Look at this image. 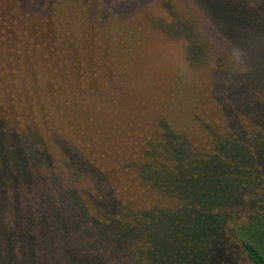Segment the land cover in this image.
Returning <instances> with one entry per match:
<instances>
[{
  "label": "trees",
  "instance_id": "16d2710c",
  "mask_svg": "<svg viewBox=\"0 0 264 264\" xmlns=\"http://www.w3.org/2000/svg\"><path fill=\"white\" fill-rule=\"evenodd\" d=\"M203 1L243 37L264 32V0ZM119 9L0 0V264H264V70L228 71L206 149L157 114L120 153L136 120L103 117L135 41Z\"/></svg>",
  "mask_w": 264,
  "mask_h": 264
},
{
  "label": "rangeland",
  "instance_id": "374dc122",
  "mask_svg": "<svg viewBox=\"0 0 264 264\" xmlns=\"http://www.w3.org/2000/svg\"><path fill=\"white\" fill-rule=\"evenodd\" d=\"M118 2L123 11L119 9L117 18L127 22L125 33L132 31L135 41L127 60L129 72L117 61L115 87L104 103L103 117L108 128L110 121L120 123L124 115L130 122L136 120L135 127L118 133V152L124 154V148L150 141L147 120L157 114L163 122L173 118L188 123L185 139L189 146L206 149L210 141L205 139L211 138L212 126L220 128L225 122L218 98L227 89L228 71L252 76L264 70V32L252 39L243 37L241 27L226 17L223 6L215 1ZM128 85L126 92L123 86ZM166 108L172 113L164 117ZM113 163H109L113 176L124 178V162Z\"/></svg>",
  "mask_w": 264,
  "mask_h": 264
}]
</instances>
